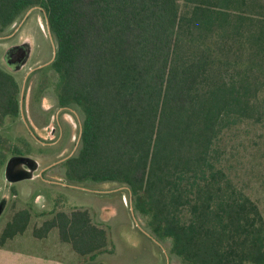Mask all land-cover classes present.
Returning a JSON list of instances; mask_svg holds the SVG:
<instances>
[{"label": "trees", "instance_id": "16d2710c", "mask_svg": "<svg viewBox=\"0 0 264 264\" xmlns=\"http://www.w3.org/2000/svg\"><path fill=\"white\" fill-rule=\"evenodd\" d=\"M179 1L0 0V23L39 5L56 34L58 98L83 114L67 179L126 185L183 264H263L264 182L253 188L236 151L264 127V0ZM28 220L17 211L1 239ZM52 228L81 256L108 245L86 209L57 211L34 235Z\"/></svg>", "mask_w": 264, "mask_h": 264}, {"label": "rangeland", "instance_id": "374dc122", "mask_svg": "<svg viewBox=\"0 0 264 264\" xmlns=\"http://www.w3.org/2000/svg\"><path fill=\"white\" fill-rule=\"evenodd\" d=\"M180 9L184 10V3L179 1ZM26 24V23H25ZM30 23L27 24L29 26ZM35 36L38 49L43 41L38 34ZM77 108V107H76ZM79 118L83 119L82 111L78 108ZM264 116L259 114L254 118L258 120ZM263 126H264V120ZM80 131V128H79ZM249 137L244 139L243 146L239 145L236 151L238 161L246 165V174L255 181L253 188H260V182H264V127L253 125L248 128ZM3 145V143H0ZM247 145V148L245 146ZM5 146V144H4ZM79 146V143H78ZM7 147L0 150V202L4 203V209L0 214V248L2 257L0 264L8 263V254L12 252L22 253L32 259L54 258L58 264H149L153 256L150 242L141 235L136 223L148 230L147 218L140 214L132 204L125 201L130 198V192L126 185L114 181H72L62 176L63 169L56 166L54 176L58 175L61 182L46 183L40 177L38 180L24 179L13 184L4 179L3 161L8 158ZM236 149V148H235ZM8 156V157H7ZM40 161V160H39ZM40 161V165H44ZM57 180V178H54ZM264 189V187H262ZM259 207L264 215V193L261 194ZM132 198V197H131ZM126 199V200H127ZM134 207V206H133ZM26 209L29 220L22 232L11 237L1 239V234L12 216L19 210ZM73 209H86L91 221L103 227L108 236L106 250L93 256H81L77 254L70 243L62 241L58 237L56 228L50 229L46 236L36 237L35 230L42 226L43 221L52 217L57 211L69 212ZM168 249L171 240L165 238ZM53 258V257H52ZM172 263L181 264V259L172 254ZM10 264V263H9Z\"/></svg>", "mask_w": 264, "mask_h": 264}, {"label": "flooded vegetation", "instance_id": "af4514ba", "mask_svg": "<svg viewBox=\"0 0 264 264\" xmlns=\"http://www.w3.org/2000/svg\"><path fill=\"white\" fill-rule=\"evenodd\" d=\"M30 28L43 41L39 49ZM56 56L57 37L39 5L20 11L5 24L0 23V71L15 82L14 90L10 86L0 91V143L7 147L9 157L22 155L35 159L38 166L31 179L40 177L46 183L61 182L58 175L54 176L56 166L63 169L62 176L66 178L65 162L77 154L81 144L79 107L75 103H62L56 92L57 73L53 68ZM8 95L14 97L13 103ZM34 164L29 160L21 164L23 174H29L27 171ZM131 197L130 193L128 200L124 194L133 210ZM136 225L150 242L153 256L149 264H173L174 253L167 248L165 238L139 223Z\"/></svg>", "mask_w": 264, "mask_h": 264}, {"label": "water", "instance_id": "95a60500", "mask_svg": "<svg viewBox=\"0 0 264 264\" xmlns=\"http://www.w3.org/2000/svg\"><path fill=\"white\" fill-rule=\"evenodd\" d=\"M26 160L31 161L32 163H35L34 165H31L28 169L27 175L23 174L21 164L25 163ZM38 163L35 159L29 157V156H22V155H12L10 156L5 164H4V179L9 183H15L17 181H21L24 179H31L33 176L31 173H34V171L37 169ZM4 209V203L0 202V214L2 213Z\"/></svg>", "mask_w": 264, "mask_h": 264}, {"label": "crops", "instance_id": "0c3cea01", "mask_svg": "<svg viewBox=\"0 0 264 264\" xmlns=\"http://www.w3.org/2000/svg\"><path fill=\"white\" fill-rule=\"evenodd\" d=\"M2 250L0 248V258L2 257ZM51 259L48 257L46 258L47 260H44V259H35L33 260V257L32 259L28 260V258L30 256H26L22 253H16V252H12V253H9L8 254V259L10 258V261H8V263L6 264H58V262L55 260L54 258V253L51 254ZM2 264H5V263H2Z\"/></svg>", "mask_w": 264, "mask_h": 264}]
</instances>
